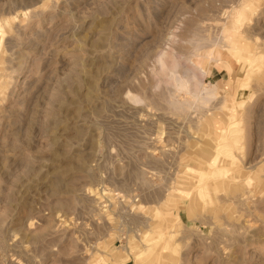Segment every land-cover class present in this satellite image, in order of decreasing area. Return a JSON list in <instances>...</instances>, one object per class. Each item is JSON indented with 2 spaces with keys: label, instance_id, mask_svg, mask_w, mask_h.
I'll list each match as a JSON object with an SVG mask.
<instances>
[{
  "label": "rangeland",
  "instance_id": "obj_1",
  "mask_svg": "<svg viewBox=\"0 0 264 264\" xmlns=\"http://www.w3.org/2000/svg\"><path fill=\"white\" fill-rule=\"evenodd\" d=\"M0 264H264V0H0Z\"/></svg>",
  "mask_w": 264,
  "mask_h": 264
},
{
  "label": "bare ground",
  "instance_id": "obj_2",
  "mask_svg": "<svg viewBox=\"0 0 264 264\" xmlns=\"http://www.w3.org/2000/svg\"><path fill=\"white\" fill-rule=\"evenodd\" d=\"M2 31V30H1ZM159 62H162V57H161V59L159 60ZM173 80H174V82H175V84L180 88V89H184V88H186V82H185V80H182V78H179V77H174L173 78ZM212 95V91L211 90H209L206 94H205V96H204V98H208V97H210ZM199 99H203V98H200V97H198ZM213 159H215V158H213ZM212 159V160H213ZM214 161V160H213ZM214 166V165H213Z\"/></svg>",
  "mask_w": 264,
  "mask_h": 264
}]
</instances>
